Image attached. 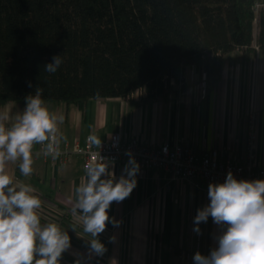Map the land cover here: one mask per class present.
<instances>
[{"label":"crops","instance_id":"obj_1","mask_svg":"<svg viewBox=\"0 0 264 264\" xmlns=\"http://www.w3.org/2000/svg\"><path fill=\"white\" fill-rule=\"evenodd\" d=\"M169 84V91L155 100H146L136 91L124 99L89 100L83 110L60 103L48 107L64 117L58 125L59 146L82 145L93 136L104 141L118 133L125 140L146 145L190 147L198 155L215 151L219 160L242 165L248 161L249 116L254 113L253 164L264 167V52L255 51L252 57L241 51L223 56L217 80L190 66ZM37 145L30 175L21 173L19 159L7 161L5 167L12 172L14 185H27L40 198L43 209L37 210L38 215L46 209L55 219L68 218L61 230L70 236L71 247L62 255L75 264L77 260L80 264H179L181 260L194 264L197 251L207 256L218 247L217 238L226 226L215 224L209 216L199 224L200 234L193 231L198 210L210 203L208 187L172 181L155 170H138L131 195L109 209L110 219L119 226L109 222L98 237L106 253L89 258L92 237L84 232L83 213L77 207V189L87 181L82 160L69 157L60 165L37 153ZM124 168L108 165L115 180ZM110 236L115 237L114 243H109Z\"/></svg>","mask_w":264,"mask_h":264},{"label":"trees","instance_id":"obj_2","mask_svg":"<svg viewBox=\"0 0 264 264\" xmlns=\"http://www.w3.org/2000/svg\"><path fill=\"white\" fill-rule=\"evenodd\" d=\"M237 51L264 52V0H0V109L25 108L37 89L79 110L136 91L155 100L190 66L217 80ZM54 57L63 63L49 73ZM39 214L42 227L68 219Z\"/></svg>","mask_w":264,"mask_h":264},{"label":"clouds","instance_id":"obj_3","mask_svg":"<svg viewBox=\"0 0 264 264\" xmlns=\"http://www.w3.org/2000/svg\"><path fill=\"white\" fill-rule=\"evenodd\" d=\"M62 63L60 57H54L46 71L55 73ZM41 92L37 89L35 95L26 98L23 113L15 117L10 127L5 125L8 111L0 112V264H60L62 254L71 247L70 236L57 224L41 226L37 214L41 200L32 194L33 189L14 185L5 171L7 161L19 159L21 173L30 175L36 144L47 142L46 156L60 155L57 133L64 117L49 111ZM91 139L100 144L96 137ZM86 170L87 181H82L77 189V207L83 213V230L92 237L89 258L103 257L107 248L98 237L109 222L113 227L119 226L118 221L110 219L109 209L131 195L139 166L130 158L118 180L105 163L93 162ZM208 198L210 203L198 210L194 218L193 231L200 234L199 224L207 222L209 216L226 230L218 236V247L209 255L195 253L194 264H264V179L238 180L229 171L223 183L209 184ZM114 242L115 237L110 236L109 243Z\"/></svg>","mask_w":264,"mask_h":264},{"label":"built area","instance_id":"obj_4","mask_svg":"<svg viewBox=\"0 0 264 264\" xmlns=\"http://www.w3.org/2000/svg\"><path fill=\"white\" fill-rule=\"evenodd\" d=\"M258 8V5L254 6L255 13H257ZM203 90L204 84L202 85ZM256 119L257 116L254 113L249 116L248 161L242 165L229 160H219L215 151H211L207 155H198L190 147L169 146L167 144L146 145L137 140H125L118 133L100 141L99 145L94 143L91 137H86L82 145L77 143L72 146L64 144L59 146L60 155L55 158H53V154L47 156L44 154L47 142L38 144L36 152L44 157H50L60 165H65L69 157H79L85 171H87L86 166L93 162L105 163L106 165H126L132 158L138 164L139 171L155 170L168 176L172 181L197 182L206 187L210 183H223L229 171L238 180L264 179V167L257 168L253 164ZM42 211L48 212L46 209Z\"/></svg>","mask_w":264,"mask_h":264},{"label":"rangeland","instance_id":"obj_5","mask_svg":"<svg viewBox=\"0 0 264 264\" xmlns=\"http://www.w3.org/2000/svg\"><path fill=\"white\" fill-rule=\"evenodd\" d=\"M257 22H254V29H253V34L254 36H256L257 34ZM50 105H53V106H50ZM56 105H58V103H49V104H46L47 107H56ZM24 107H22L19 103H8L6 104L2 109H0V112H3L4 110H7L8 111V114H9V119L7 121H5V125L6 127H10L12 123L15 122V117L17 115H20L23 113L24 111ZM5 171L8 175H10L13 179V176H12V172L11 171H8L7 168L5 167ZM178 261V260H177ZM184 261H178L179 264H184L183 263Z\"/></svg>","mask_w":264,"mask_h":264}]
</instances>
